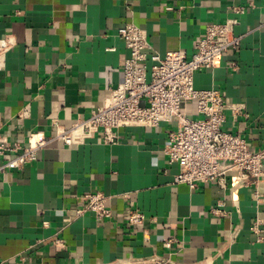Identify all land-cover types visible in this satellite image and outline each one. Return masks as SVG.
I'll list each match as a JSON object with an SVG mask.
<instances>
[{"label": "crops", "instance_id": "0c3cea01", "mask_svg": "<svg viewBox=\"0 0 264 264\" xmlns=\"http://www.w3.org/2000/svg\"><path fill=\"white\" fill-rule=\"evenodd\" d=\"M227 19L238 21L241 45L197 72L195 85L224 92L237 108L224 128L258 150L264 0H0V42L15 43L0 54V131L23 144L101 106L129 55L120 27L139 25L152 52L190 57L206 25ZM168 126L121 127L116 143L100 134L76 145L55 140L35 161L1 171L0 264H264V181L261 198L232 174L221 184L175 183L178 165L163 151ZM92 191L104 193L111 217L98 221L84 208ZM133 210L143 223L129 222Z\"/></svg>", "mask_w": 264, "mask_h": 264}, {"label": "built area", "instance_id": "2783aa9c", "mask_svg": "<svg viewBox=\"0 0 264 264\" xmlns=\"http://www.w3.org/2000/svg\"><path fill=\"white\" fill-rule=\"evenodd\" d=\"M234 11L241 14L245 8L235 7ZM237 22L227 19L208 23L190 57L180 49L164 55L152 52V43L139 25L129 23L120 27L118 34L129 55L121 62L122 81L109 87L103 104L69 128L56 123L53 135L32 137L23 144L10 141L0 131V157L9 154V159L0 165V172L35 161L38 151L55 140L76 145L100 134L104 142L116 143L117 130L121 127L158 129L166 124L168 136L163 151L169 164L178 165L175 183H185L190 188L198 183L221 184L232 174L234 182L254 185L255 195L261 198L264 145L253 149L241 133L224 128L226 112L237 108L221 89H200L195 85L197 72L219 66L226 53L239 49L241 36L235 33ZM14 45L11 38H3L0 54ZM188 105L193 108L192 116L187 113ZM84 208L94 212L98 221L112 215L101 191L86 194ZM144 219L140 210L129 214L130 223L140 224ZM253 229L258 233L257 225ZM172 242L168 240L167 245L170 247Z\"/></svg>", "mask_w": 264, "mask_h": 264}]
</instances>
